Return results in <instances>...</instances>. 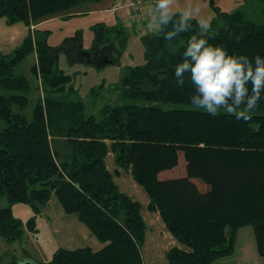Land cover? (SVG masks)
<instances>
[{"label":"trees","instance_id":"trees-1","mask_svg":"<svg viewBox=\"0 0 264 264\" xmlns=\"http://www.w3.org/2000/svg\"><path fill=\"white\" fill-rule=\"evenodd\" d=\"M99 0H0V17L23 21L28 31L9 52L0 50V235L19 238L22 222L11 204H27L38 213L52 194L67 212H75L101 243L58 246L47 263L26 256L4 264H143L141 246L146 224L140 203L121 190L105 163L113 154L114 172L128 170L145 190L149 209H156L175 239L162 264H214L233 250L236 229L250 224L258 254L264 256V93L245 122L224 114L192 110L194 88L185 74L178 85L174 69L182 62L192 28L172 41L163 35L145 39V63L126 66L120 81L122 101L86 113L79 100L53 94L73 92L70 75L57 68L56 49L46 29L30 25L55 14L68 15L84 2ZM208 41L229 54L264 57V0H243L233 11L216 10ZM123 27L93 24V48L101 62L109 59ZM64 48L78 51L76 33ZM35 52L32 67L40 96L32 117L24 113L28 80L20 59ZM66 112L67 124L57 129ZM59 136L63 144L53 145ZM184 158V173L158 178ZM199 180L202 184L197 183Z\"/></svg>","mask_w":264,"mask_h":264},{"label":"rangeland","instance_id":"rangeland-1","mask_svg":"<svg viewBox=\"0 0 264 264\" xmlns=\"http://www.w3.org/2000/svg\"><path fill=\"white\" fill-rule=\"evenodd\" d=\"M154 0H99L84 2L70 9L68 15L55 14L44 17L42 21L30 25L46 29V38L57 53V68L70 75L73 92L53 94L58 99L79 100L84 104L86 113H97L104 104L119 103L123 99L120 94V81L126 66L143 65L145 63V39L151 35L147 29L148 8ZM243 0H178L177 8L188 5L199 6L200 15L212 18L216 10L233 11L240 8ZM109 8V9H106ZM102 21L108 25L117 24L123 27V37L114 40V48L109 59L97 62L83 58L93 48V24ZM40 23V24H39ZM28 25L23 21L8 23L4 16L0 17V50L9 52L17 46L26 35ZM80 38L78 51H67L64 41L75 34ZM35 63V52L30 50L19 61L18 70L27 80V103L24 113L31 119L33 107L40 96L39 80L32 67ZM71 114L66 112L60 118L57 129L65 126ZM63 139L58 135L53 138V145L60 147ZM107 168L111 171L118 187L140 203V212L146 223V240L154 231L147 216L152 212L147 209V195L144 188L137 183L128 170L114 172L113 154L109 151L105 156ZM184 173V158L178 154V163L174 167L162 170L158 178L179 176ZM201 183L199 180H195ZM7 200L0 195V207ZM12 214L22 222L19 238L11 240L0 235V264L13 257L24 258L25 255L41 263L51 259L52 252L58 246L75 248L87 245L97 249L101 243L88 227L78 219L75 212H67L59 199L52 194L38 213L25 203L11 204ZM148 214V215H147ZM143 242V243H144ZM103 244V243H102ZM145 244V243H144ZM173 245V244H172ZM141 246V254L144 253ZM145 264H152L144 261ZM214 264H264V256L257 252L253 229L245 224L236 229L233 250L219 257Z\"/></svg>","mask_w":264,"mask_h":264},{"label":"clouds","instance_id":"clouds-1","mask_svg":"<svg viewBox=\"0 0 264 264\" xmlns=\"http://www.w3.org/2000/svg\"><path fill=\"white\" fill-rule=\"evenodd\" d=\"M177 3L154 0L148 8L147 29L172 41L190 31L191 21L197 20L199 33L189 38L182 62L174 69L178 85H184L187 74L194 88L189 97L191 109L249 121L264 93V57L229 54L224 46L210 44L211 19L200 15L199 6L177 8Z\"/></svg>","mask_w":264,"mask_h":264},{"label":"crops","instance_id":"crops-1","mask_svg":"<svg viewBox=\"0 0 264 264\" xmlns=\"http://www.w3.org/2000/svg\"><path fill=\"white\" fill-rule=\"evenodd\" d=\"M147 209L149 208L147 207ZM149 211H153L151 214H147V218L148 221H150L149 223L153 226L154 231L152 232L151 237L148 238V241L146 240V242H144L145 244L143 243L145 249L144 253L141 254L142 261L143 264H145L144 261L151 262L152 264H162L164 262L165 251L176 241L165 228L164 223L162 222L158 214V211L156 209H149ZM101 245L102 243H100L99 247Z\"/></svg>","mask_w":264,"mask_h":264},{"label":"flooded vegetation","instance_id":"flooded-vegetation-1","mask_svg":"<svg viewBox=\"0 0 264 264\" xmlns=\"http://www.w3.org/2000/svg\"><path fill=\"white\" fill-rule=\"evenodd\" d=\"M82 55H83V58L85 57V55L89 58V57H95V56H97V57H100V56H102L103 57V55L102 54H100V53H97V52H95V51H93V52H88V53H82Z\"/></svg>","mask_w":264,"mask_h":264}]
</instances>
